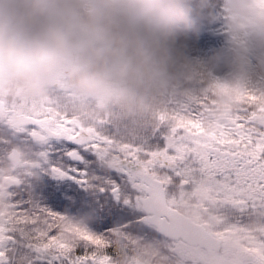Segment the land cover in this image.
<instances>
[{"label":"snow or ice","instance_id":"6c2138e0","mask_svg":"<svg viewBox=\"0 0 264 264\" xmlns=\"http://www.w3.org/2000/svg\"><path fill=\"white\" fill-rule=\"evenodd\" d=\"M0 157L27 158L0 165V264H204L230 239L264 264V106L211 126L202 105L114 125L58 83L0 96Z\"/></svg>","mask_w":264,"mask_h":264},{"label":"clouds","instance_id":"9594fccd","mask_svg":"<svg viewBox=\"0 0 264 264\" xmlns=\"http://www.w3.org/2000/svg\"><path fill=\"white\" fill-rule=\"evenodd\" d=\"M195 0H0V95L40 98L57 78L124 117L162 103L184 75ZM264 45V13L253 20ZM230 239L210 264H243Z\"/></svg>","mask_w":264,"mask_h":264},{"label":"trees","instance_id":"16d2710c","mask_svg":"<svg viewBox=\"0 0 264 264\" xmlns=\"http://www.w3.org/2000/svg\"><path fill=\"white\" fill-rule=\"evenodd\" d=\"M195 3L199 6V17L196 30L184 42V75L175 89L166 94L162 103L150 105L128 117L122 116L114 106H100L97 103L82 107L77 113L87 112L114 125H125L133 122L152 123L156 115L169 106L186 111L192 106L202 105L204 122L211 126L243 106H264V48H256L255 42L248 40V35L252 37L254 34L247 30L255 16L264 13V5L257 2L259 6L255 7L256 4L250 2L245 12L234 14L235 5L230 0H195ZM224 16L229 22L227 39L218 37L216 32V28L223 31L217 22ZM247 23L241 32L240 27ZM240 33L243 36L239 39L248 44H244L246 49L232 48L244 55L245 62L249 64L246 68L235 67L236 64L229 63L228 57L223 55L231 47L227 40H232L231 35ZM232 67L231 78L226 80L222 72ZM250 96L255 100H250ZM10 164L7 158L0 157L4 174Z\"/></svg>","mask_w":264,"mask_h":264},{"label":"rangeland","instance_id":"374dc122","mask_svg":"<svg viewBox=\"0 0 264 264\" xmlns=\"http://www.w3.org/2000/svg\"><path fill=\"white\" fill-rule=\"evenodd\" d=\"M234 5H235V9H233V12L234 14H238L239 11H242V12H245L247 7H248V4L250 2H252L253 4H256L254 5L255 7L259 6L257 5V2L260 3V5H264V0H230ZM250 11H252V9H249ZM252 12H255V13H258L256 11H252ZM249 23L245 24V25H242V27H240V30L241 32L243 31V29L248 25ZM248 31L252 32L254 35L252 37H249L248 40L250 41H254V45L255 47H263L264 48V45L260 44L258 41L261 37V34L259 32H257L255 29H254V25L252 24L250 27L247 28ZM241 36H243L242 33H240L239 35H231V38L232 40L228 39L227 41H230L229 44H230V49H226V52L224 55V57H228V62L232 65L236 64L235 67L237 66H242L243 68H246L249 64L247 62H245V59H244V55L240 52V51H235L234 49H237V48H241V49H246V46L245 45H248L245 43V40L243 41V39H239ZM253 38V39H251ZM245 44V45H244ZM250 45V44H249ZM252 46V45H251ZM234 49H233V48ZM254 46H252V48L254 49L255 48ZM231 65V66H232ZM264 67V66H263ZM234 68H230V69H226V71H223L222 74L224 76V78H226V80L228 78H231L230 76V72L233 70ZM60 84L64 89H67L63 83V81L59 78H57L56 80H54L53 84L51 85V87L55 84ZM50 87V88H51ZM50 90V89H49ZM67 90H70V89H67ZM71 91V90H70ZM72 92V91H71ZM73 93V99L75 101V107H76V111L80 112V109H82V107H85V106H88L92 103H97L98 102L93 99V98H89V97H80V96H77L74 92ZM0 96H3V95H0ZM10 99H13V98H10ZM99 105V104H98ZM101 106V105H100ZM221 120H224V118H222ZM221 120H218L217 123ZM21 161L22 162H27V158L26 157H21ZM23 168L21 166H13L10 164V166L7 167L6 169V174H11L12 172L14 171H18V170H22Z\"/></svg>","mask_w":264,"mask_h":264},{"label":"flooded vegetation","instance_id":"af4514ba","mask_svg":"<svg viewBox=\"0 0 264 264\" xmlns=\"http://www.w3.org/2000/svg\"><path fill=\"white\" fill-rule=\"evenodd\" d=\"M214 251H206L204 254V264H210V256Z\"/></svg>","mask_w":264,"mask_h":264},{"label":"water","instance_id":"95a60500","mask_svg":"<svg viewBox=\"0 0 264 264\" xmlns=\"http://www.w3.org/2000/svg\"><path fill=\"white\" fill-rule=\"evenodd\" d=\"M14 165H19L20 164V159H9ZM26 163H23V165L25 166ZM217 248H210L208 249V251H214Z\"/></svg>","mask_w":264,"mask_h":264}]
</instances>
